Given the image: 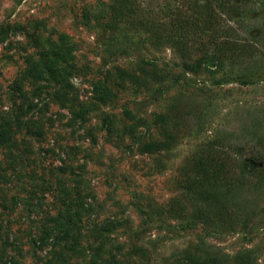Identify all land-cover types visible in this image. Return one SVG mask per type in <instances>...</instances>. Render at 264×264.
<instances>
[{"label":"rangeland","instance_id":"obj_1","mask_svg":"<svg viewBox=\"0 0 264 264\" xmlns=\"http://www.w3.org/2000/svg\"><path fill=\"white\" fill-rule=\"evenodd\" d=\"M121 1L0 0V264H264V3Z\"/></svg>","mask_w":264,"mask_h":264},{"label":"trees","instance_id":"obj_2","mask_svg":"<svg viewBox=\"0 0 264 264\" xmlns=\"http://www.w3.org/2000/svg\"><path fill=\"white\" fill-rule=\"evenodd\" d=\"M136 1V4L133 5V7H129L128 5L130 4L131 0H122L120 5H112L111 6V12L112 14H116L117 15H120L121 14V17L125 14L126 16H130V14H132L133 12L135 11H139L140 13H142V11H144V9L141 7V5L138 3L137 0ZM253 2L254 0H230V3H229V7L228 9L229 10H232V9H240L243 5H247V3H250ZM218 2V1H217ZM259 2H262L264 3V0H259ZM127 12V13H125ZM130 13V14H129ZM201 14V13H199ZM104 13H103V10H100V12L96 13L93 17L96 19V20H104ZM175 16L176 17V20H177V11H176V15H170V17H173ZM198 17H196L195 15L192 16V18H189V19H197ZM127 20L129 18H126ZM141 23H142V19H140ZM179 21L183 22L185 20L183 19H179ZM216 21V15H215V19H214V23ZM105 24L108 26V27H112V26H115L116 22L112 20H109L106 19L104 20ZM134 25V24H132ZM139 25V24H137ZM208 26V24H207ZM221 28V27H220ZM219 26H214L212 23H210V26H209V33L211 34V36L213 38H217L218 37H223L225 35H221V32H219ZM234 55V54H233ZM240 56H236L234 57L233 59H237L239 58ZM218 58V57H216ZM215 58V59H216ZM232 59V60H233ZM4 133L2 134V138L3 137H9L11 135L10 131H6V129L3 131ZM4 140H8V139H4ZM149 147L150 148H153V149H157L158 148V143H156V141L154 142H151L149 143ZM235 153H238L237 151ZM241 153V152H240ZM217 154V150L215 151H212V150H207V151H203L202 153V156L197 160V168L198 169H201V172H202V192L204 196H207V193H210V192H213V195H215V192H219V187H220V184H221V180L223 177V171L225 172V160H224V157L223 156H219V159L215 158V155ZM230 155V154H229ZM231 156V155H230ZM262 157V160H263V172H264V155H261ZM221 158L224 160V162L221 161ZM221 161V163H220ZM212 182H214V184L212 185ZM233 189H227V195H225V197H227V199H229V202H224L223 204L225 208L227 209H230V208H234L236 207V202L232 201V198L230 197V194ZM226 199V200H227ZM232 210V209H231ZM230 211V210H229ZM214 256H207L205 257V259H212Z\"/></svg>","mask_w":264,"mask_h":264}]
</instances>
